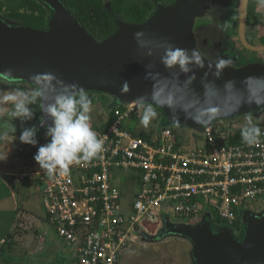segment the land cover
<instances>
[{"label": "water", "instance_id": "1", "mask_svg": "<svg viewBox=\"0 0 264 264\" xmlns=\"http://www.w3.org/2000/svg\"><path fill=\"white\" fill-rule=\"evenodd\" d=\"M213 0H176L169 7L160 5L143 24L117 21V31L98 42L82 27L61 0H42L53 12L46 30L11 26L0 19V77L34 86L32 76L54 74L65 84H78L87 91L107 93L121 105L136 103L157 92L156 104L172 125L198 129L216 120L264 109V104L244 103L264 100V63L253 62L242 66L228 64L217 79L214 44L218 36L217 11ZM249 0H240L237 33L243 48L255 53L264 52V45H252L246 38ZM143 32L144 47L134 39ZM170 43L176 47L198 49L205 57L203 68L192 65L187 76L179 69L168 70L160 62L163 49ZM153 54L150 56L148 52ZM209 64L212 65L211 69ZM195 79L186 82L189 76ZM207 74V75H206ZM178 75V79L176 76ZM127 80L130 90L121 94L120 86ZM234 81V86H225ZM173 99L175 108L161 107ZM242 105V106H241ZM181 108L193 116L204 112L203 125L185 119ZM239 109L236 111V109ZM174 112L179 124L174 123ZM230 113V115H229ZM43 114L41 113V116ZM41 118V117H40ZM39 125L47 128L51 123ZM244 236L236 239L229 229L213 233L211 224L175 226L165 219L159 237H180L192 245L194 264H264V215L251 211L242 213Z\"/></svg>", "mask_w": 264, "mask_h": 264}, {"label": "built area", "instance_id": "2", "mask_svg": "<svg viewBox=\"0 0 264 264\" xmlns=\"http://www.w3.org/2000/svg\"><path fill=\"white\" fill-rule=\"evenodd\" d=\"M139 109L119 105L111 123L91 126L104 141L97 159L55 178L37 175L46 222L76 264H118L138 233L160 230L165 219L188 225L208 215L234 231L244 227L246 203L264 198V136L254 146L231 143L236 132L214 121L201 127L203 143L187 149L171 128L142 136L129 131L124 122ZM126 180L127 193L120 188Z\"/></svg>", "mask_w": 264, "mask_h": 264}, {"label": "rangeland", "instance_id": "3", "mask_svg": "<svg viewBox=\"0 0 264 264\" xmlns=\"http://www.w3.org/2000/svg\"><path fill=\"white\" fill-rule=\"evenodd\" d=\"M156 8L160 5H163L159 0H155ZM239 2L240 0H213L212 7L217 11V19L219 23L218 36L214 44V49L216 50L214 56L217 59H224L229 61V64L234 66H242L246 64V60H250L252 57L253 61H261L264 59V54H255L251 51L249 52L239 42L237 27H238V16H239ZM169 5H163L164 7H169ZM249 24L246 26V31L248 33L249 40L254 44L259 46L260 43H264V6L259 4V0L250 1V13H249ZM3 22H6L2 19ZM261 22V23H259ZM11 26H15L12 23H9ZM259 30L257 34L256 31ZM259 35V37H258ZM264 45V44H263ZM238 56V58L236 57ZM259 61V62H260ZM253 63V62H251ZM0 85H6L7 87H19L20 89H26L27 91L31 90L30 87H34L26 82L21 81H8L0 77ZM10 89V88H8ZM93 92L94 91H88ZM97 101L92 107L90 113V124L94 129H99L105 126L108 119L110 110L113 107L121 105L117 98L114 96L95 92ZM101 94V95H99ZM105 102V103H104ZM105 104V105H104ZM158 116L155 120L151 122L149 127L145 128L141 123L142 109H139V113L134 115L132 118L124 122V126L131 131L132 133L139 134L140 136L146 135L147 133L154 134L159 131L161 128H171L173 134L180 141L181 146H185L187 149H192L195 147V143H203V137L198 135L201 133L200 129L180 127L170 124L166 119L164 112L161 108L155 105ZM251 113L254 117V123H256L260 128H264V109L258 114L255 112H247L241 115H238L233 118H223L216 120L215 123H222L223 128L230 132H236L241 130V128L246 124V114ZM40 120L34 125L37 127V145L31 146L27 144H22L19 140V136L23 128H16L17 131L15 136H8L4 140H0V143L3 141L6 142L7 146H2L0 148V158L8 156L10 160V167L18 169V172L21 175H24L19 182L24 187L25 198L20 195L17 196L16 189L13 188L10 178L4 175L0 176L2 182L7 181L9 187L14 191L17 198L13 200L7 199V188L3 186V183L0 181V235L7 234L12 228L13 220L15 219V214L13 209L14 203L16 204V209L21 211H30L33 213L34 220L37 225H42L47 236L54 238L53 243L45 248L43 255L39 258L40 264H61L64 260L66 264H76V259L65 243H63L58 236L56 235L55 230L49 226L46 222V211L42 202L41 187L40 184L36 183V178L38 173L42 172L39 165L34 160V156L37 152V149L48 142V137L46 136L47 128L41 127L39 125ZM9 122H7V125ZM220 125V124H219ZM33 127V126H31ZM3 128V127H0ZM17 167V168H16ZM14 171H10L12 173ZM5 179V180H4ZM21 187V186H20ZM122 191L127 193V190H130L127 180L120 187ZM124 193V194H125ZM131 197L128 195L123 196V200H130ZM246 210L251 211L256 216L264 215V198L258 199L256 201H248L246 203ZM30 215L24 214L23 219L24 224L30 225ZM28 219V220H27ZM173 219V222H178L174 224L175 226L187 225L185 221H176ZM208 221L211 224L213 233H217L223 229H229L226 224H216L211 220L210 216L205 215L202 217L200 222ZM192 222V221H190ZM199 222V223H200ZM188 224V226L197 225ZM24 225V227H27ZM156 225L151 226L152 231H143L137 234L136 241L132 244V247L123 251L118 264H194L195 261L193 258L192 243L180 237H159V231L157 230ZM233 236L240 240L244 236V230L242 234H238L240 228L235 227ZM16 227L11 231L12 237L15 236ZM241 231V230H240ZM240 235V236H239ZM64 259V260H63Z\"/></svg>", "mask_w": 264, "mask_h": 264}, {"label": "clouds", "instance_id": "4", "mask_svg": "<svg viewBox=\"0 0 264 264\" xmlns=\"http://www.w3.org/2000/svg\"><path fill=\"white\" fill-rule=\"evenodd\" d=\"M259 4L264 6V0H259ZM144 35L143 32L134 33V39L140 47L145 46L142 40ZM160 47L163 49L160 62L168 70L178 68L179 74L187 76L188 73L192 72V65L199 68H203L205 65V57L196 48L189 50L176 47L170 43L160 45ZM152 54L151 51L148 52V55L151 56ZM228 64L229 61L227 60H217L215 62L216 71L213 75L218 79L223 68ZM211 67L212 65L209 64L210 69ZM176 78L178 79V75ZM194 79L195 75L193 74L188 77L186 82L191 83ZM247 79L264 81V78L257 77H248ZM31 80L34 87L29 91L22 89L0 90V114L6 112L10 121L6 127L0 128V140H4L10 135L15 136L17 129L12 121H31L34 118L35 109L33 106H37L43 114L40 118L41 125L46 123L45 117L51 121L46 130L48 142L41 145L34 156V160L45 175L49 178H55L57 173L67 174L74 164L90 163L97 159L104 151V141L91 127L90 113L93 101L87 90L75 83L65 84L51 73L32 76ZM229 85L234 86V81L225 82L226 87ZM129 90V82L125 80L120 86V92L125 94ZM156 96L157 92L154 91L151 99L141 96L135 101L138 107L142 109L140 123L145 128L149 127L158 116L155 107ZM244 103H254L260 107L264 104V100L252 99L244 101ZM9 105L10 108L7 107ZM160 106L168 107L170 110L175 108L172 98H169L167 104ZM238 110L237 108L236 111ZM179 111L184 112L185 119H190L196 124L203 125L205 123L202 119L205 115L204 112L193 116L189 114V110L186 108H181ZM173 120L174 123L179 124V116L175 112ZM38 130L35 126L23 128L19 136L20 142L36 146ZM240 136L242 143L248 146L258 144L261 136H264L261 128L254 123V117L251 113L246 114V124L241 128ZM6 158L7 156L0 161Z\"/></svg>", "mask_w": 264, "mask_h": 264}, {"label": "trees", "instance_id": "5", "mask_svg": "<svg viewBox=\"0 0 264 264\" xmlns=\"http://www.w3.org/2000/svg\"><path fill=\"white\" fill-rule=\"evenodd\" d=\"M64 6L74 15L82 27L98 42L104 41L117 31V21L129 24H143L151 18L156 10L155 0H61ZM176 0H159L163 5L173 4ZM0 15L7 23L16 26L30 27L36 30H46L48 22L53 15L52 10L42 0H0ZM250 20H247V25ZM246 25V26H247ZM4 88L15 89L16 87ZM33 87H30L32 89ZM88 92V91H87ZM96 103V94L88 92ZM101 95V94H99ZM105 103V102H104ZM105 105V104H104ZM34 107V118L31 121L21 122L13 120L16 128L34 126L41 117L37 106ZM116 106L110 110L108 123L114 117ZM10 123L7 114L0 119V127H6ZM231 143L241 142L240 130L236 131ZM36 179V183L38 184ZM240 235L244 228L241 226ZM231 232H234L233 229ZM10 235V234H9ZM8 235V236H9ZM239 235V236H240Z\"/></svg>", "mask_w": 264, "mask_h": 264}, {"label": "crops", "instance_id": "6", "mask_svg": "<svg viewBox=\"0 0 264 264\" xmlns=\"http://www.w3.org/2000/svg\"><path fill=\"white\" fill-rule=\"evenodd\" d=\"M257 32H259V30L256 31V33ZM15 89L20 88L16 87ZM0 90L9 91L12 89L4 88L0 85ZM22 90L27 91L26 89ZM7 107L10 108L11 106L9 105ZM6 114V112L0 114V119H2ZM5 145L7 146L6 142L3 141L2 143H0V148ZM10 164L11 163L8 159V156L5 160L0 161V176L4 175L9 177V181H11V183L13 184V188L16 189L17 196L20 195L22 198H25V191L23 189L24 187L20 184L21 182H19L24 175H21L19 173L15 174V172H18V169L13 170L10 167ZM11 170L14 172L9 173ZM2 183L3 186H6L7 188V199L13 200L15 197L17 198L14 191L9 187L7 181L6 183ZM15 207L16 204L14 203L12 210H14L15 219L13 220L11 230H9L7 234L0 235V264H40L39 258L41 257V255L44 256L43 252L45 251V248L49 247L53 243L54 238L47 236V234L44 232L42 233V231H44V228H42V225L36 224V221L34 220L35 215H33V213H31L30 211H21L22 213H20ZM24 214L31 216L30 225H26V223L24 224ZM24 225H26L27 227H24ZM14 227H16V230L14 231L16 237H12L11 234L9 235V233L14 230ZM61 264H66L65 260Z\"/></svg>", "mask_w": 264, "mask_h": 264}, {"label": "flooded vegetation", "instance_id": "7", "mask_svg": "<svg viewBox=\"0 0 264 264\" xmlns=\"http://www.w3.org/2000/svg\"><path fill=\"white\" fill-rule=\"evenodd\" d=\"M249 3H250V0H249ZM249 10H250V4H249V7H248V14H247V20L249 19ZM259 33V32H258ZM257 33V34H258ZM258 37H259V35H258ZM246 38H247V41L250 43V44H252V45H254L250 40H249V38H248V33H247V31H246ZM264 43H260L259 45H263ZM250 52V51H249ZM252 53H255V52H252ZM255 54H258V53H255ZM260 54H264V52H262V53H260ZM237 58H238V56H236ZM253 58V57H252ZM252 58L250 59V60H246L245 62H246V64L247 63H251V62H259V61H253L252 60ZM239 59V58H238ZM261 63H264V59H262L261 61H260ZM242 65H244V64H242ZM241 66V65H240ZM218 224H220V223H218Z\"/></svg>", "mask_w": 264, "mask_h": 264}]
</instances>
